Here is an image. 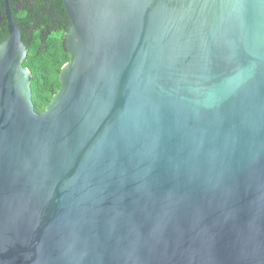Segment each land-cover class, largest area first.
Listing matches in <instances>:
<instances>
[{
    "label": "water",
    "instance_id": "water-1",
    "mask_svg": "<svg viewBox=\"0 0 264 264\" xmlns=\"http://www.w3.org/2000/svg\"><path fill=\"white\" fill-rule=\"evenodd\" d=\"M3 4L0 264H264V0H62L43 114Z\"/></svg>",
    "mask_w": 264,
    "mask_h": 264
},
{
    "label": "trees",
    "instance_id": "trees-1",
    "mask_svg": "<svg viewBox=\"0 0 264 264\" xmlns=\"http://www.w3.org/2000/svg\"><path fill=\"white\" fill-rule=\"evenodd\" d=\"M33 2L35 7L32 16L28 13L31 9L29 6L25 11H16L15 6L10 3V9L12 21L20 30L21 42L27 49L23 68L31 75L30 89L34 111L43 114L61 89V70L70 60L64 40L70 21L62 8V0ZM0 5L2 6V1ZM42 19L44 23L38 25ZM49 25L53 30L46 29ZM5 38L7 33L0 38V43Z\"/></svg>",
    "mask_w": 264,
    "mask_h": 264
},
{
    "label": "flooded vegetation",
    "instance_id": "flooded-vegetation-1",
    "mask_svg": "<svg viewBox=\"0 0 264 264\" xmlns=\"http://www.w3.org/2000/svg\"><path fill=\"white\" fill-rule=\"evenodd\" d=\"M1 1H2V6L0 5V38L4 35V33H7V24H6L5 15H4V13H5L4 4H3V0H0V4H1ZM10 3H11V5L15 6L16 11H25L26 8L29 6V8L31 7V9L28 10V13L31 16L34 15V7L35 6H34L33 0H8L9 9H10ZM10 11H11V9H10ZM35 20H37V18ZM43 23H44V19H42L41 22L38 23V25H42ZM50 25H52V24L50 23ZM50 25L47 26V28H46L47 30H53L50 27ZM7 36H8V34H7Z\"/></svg>",
    "mask_w": 264,
    "mask_h": 264
}]
</instances>
